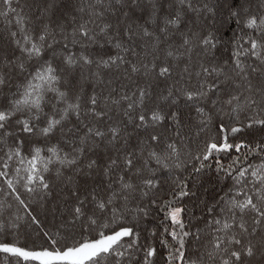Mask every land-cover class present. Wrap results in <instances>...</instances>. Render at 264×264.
Here are the masks:
<instances>
[{
  "label": "snow or ice",
  "instance_id": "6c2138e0",
  "mask_svg": "<svg viewBox=\"0 0 264 264\" xmlns=\"http://www.w3.org/2000/svg\"><path fill=\"white\" fill-rule=\"evenodd\" d=\"M57 7L0 0V264H264V0Z\"/></svg>",
  "mask_w": 264,
  "mask_h": 264
},
{
  "label": "trees",
  "instance_id": "16d2710c",
  "mask_svg": "<svg viewBox=\"0 0 264 264\" xmlns=\"http://www.w3.org/2000/svg\"><path fill=\"white\" fill-rule=\"evenodd\" d=\"M17 2L18 3L27 2V3H29V4L32 5L33 9H35L38 4H40V3L43 2V0H17ZM56 2H57L58 7L56 9L55 15L61 16L63 14L65 8L67 7L68 0H56ZM77 2H78V0H77ZM252 2L257 7H259L260 0H252ZM234 28H235V24L233 23L232 24V27H230V28L227 29V35L224 37V39H227V36L228 35H231V33H232V31H233ZM205 186L208 187L210 190H212V188H213L212 184H206ZM217 187H218V185H217ZM200 194L203 195V191H201ZM157 259L159 260V257H157Z\"/></svg>",
  "mask_w": 264,
  "mask_h": 264
}]
</instances>
